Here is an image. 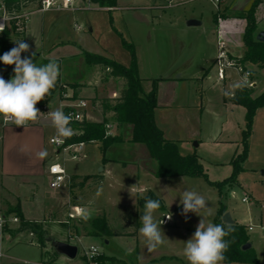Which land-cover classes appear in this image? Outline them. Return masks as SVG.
<instances>
[{"label": "rangeland", "instance_id": "1", "mask_svg": "<svg viewBox=\"0 0 264 264\" xmlns=\"http://www.w3.org/2000/svg\"><path fill=\"white\" fill-rule=\"evenodd\" d=\"M54 1L59 3V8L41 10L43 3H37L24 10L30 13L25 24L27 44L30 46L29 52L41 53L60 65V76L55 85L58 89L53 99L44 106L49 110L48 113L57 109L62 110L60 101L79 99L78 94L71 90V87L76 86L73 81L85 82L82 79L84 74L94 67V65L89 66L85 63L84 51L110 57L128 66L131 62V53L123 43L124 38L134 46L138 65L140 64L143 68V75L168 76L172 74L173 67L178 66L184 70L185 75L194 74L199 77L198 82L193 84H179L176 92L180 96L179 99L187 104L202 103L206 106L202 125L197 124L199 110L190 109L181 112L182 120L176 121L177 125L170 127V132L175 138L189 136L187 137L188 142L178 143L179 151L184 155H197L204 164L210 180L223 181L231 176L233 171L231 160L242 152L243 148L242 137L247 123V109L242 105L226 102L224 104L223 99L234 93L245 70H249L257 82V85L253 87V96L264 91V69L243 61L246 47L241 38L246 20L236 16L237 13L249 9L253 0H225L219 7L208 0H119L121 8L113 12L103 10L108 7L90 3L89 0L79 5L84 9L78 8L80 0H72L71 4H68L66 0ZM215 13L220 16L226 14L225 18L223 16L219 18L228 32L229 44L226 45V50L239 65L238 70L236 67L227 69L224 80L218 76L219 35L213 24ZM256 15L264 18V1L258 6ZM190 19L201 21V25L188 26L187 22ZM259 30H264V20L259 23ZM45 64L47 63H42V65ZM239 67L243 70H239ZM179 75L180 73L176 76ZM145 87L146 91L152 89L149 83H146ZM168 91L167 88V94L163 95L167 99L170 98ZM92 99L88 101L89 109L92 108ZM36 107L40 110L38 116L46 114L43 107L38 105ZM48 113L46 117L52 124ZM113 124L116 126L115 123ZM45 127V149L47 160H49L46 166L59 162L66 171L78 172H98L103 167V152L98 142L87 144L86 158L75 159L67 152L62 153V158L57 159L55 154L59 155L58 148L50 143V139L55 138V128L52 125ZM196 128L201 132V145L196 138L191 137ZM129 135L130 130L127 134L125 133V138ZM249 142L248 158L243 163L244 171L238 177L240 185L233 188L226 187L223 196H220L218 190L204 178L185 176L167 178L164 182L156 180L157 185L154 187L156 195L164 201L165 210L158 209L154 214L155 218L161 221L166 214L172 215V218L168 225L162 223L164 242L154 250L166 257L175 254L189 263L183 255V248L185 242L193 236L202 217L192 212H189L186 217L181 215L180 196L185 190H195L208 203L211 215L207 218L210 222L214 223L221 203L227 207L228 213H232L233 218L247 225L251 222L252 230H248V234L255 241L258 251L261 252L259 264H264V225L255 219L261 210L255 200L251 201L254 205L243 201L246 195L254 196L260 202L264 200V107L256 112ZM132 149H136L134 156L129 152ZM107 156L126 162L127 166L136 173L139 165L147 168L153 165L143 144L126 142L123 145H116L108 151ZM112 167L117 172L120 171L122 165L121 167L112 165ZM48 184V180L43 179L39 184L38 193L35 192L39 198L36 201L35 199L30 200L29 205L25 206L27 209L31 205L38 208V211L33 213V217L41 216L39 209L43 206L44 196L52 191ZM111 184L106 183L103 188L97 187L93 191L82 187L81 193L71 187V197L74 203L91 202L85 211L86 216L104 215L108 217L110 215L112 220L110 219L109 224L117 235L105 241L97 237L86 236L83 231L77 233L71 227L82 218L81 216L69 221L68 217L66 220H56L55 214L50 216V213L47 219L33 220L42 222L53 238L76 244L82 241L86 247L95 245L108 256H126L130 251L137 249L150 254L151 251H148L144 238L140 234H129L133 228L125 220L126 208L138 210L140 220L144 208H138L135 204L136 198L145 196L149 191L137 192L139 187L132 188L134 182L131 180L123 183L111 181ZM21 193H26V191H21ZM1 197L3 208L0 211L8 218L2 229L18 235V237H12L11 234L5 233L2 264H40L43 261L41 248L31 243L37 241L36 236L28 231L17 232L19 218L7 213L18 203L11 204L13 200L0 188ZM12 217H17L18 221L10 220ZM64 225H69L70 228ZM79 247V257H81L84 254V248L82 245ZM60 257L61 259L56 260L64 262L66 257ZM165 263L174 262L166 261Z\"/></svg>", "mask_w": 264, "mask_h": 264}, {"label": "trees", "instance_id": "2", "mask_svg": "<svg viewBox=\"0 0 264 264\" xmlns=\"http://www.w3.org/2000/svg\"><path fill=\"white\" fill-rule=\"evenodd\" d=\"M43 0H0V8L4 5L9 14H14L23 11L32 4L42 3ZM90 3L97 4L102 7L113 8L117 4V0H89ZM264 0H253L249 9L236 14L237 17L246 20V26L242 35V41L246 47L243 61L257 65L264 69V42L257 39L259 30V20L257 17V8ZM224 18L226 14L221 15ZM218 13L214 14V23L218 28L219 18ZM23 40L25 42V29L20 28L16 21H11L7 28L0 32V56L11 48L15 47L14 41ZM125 47L131 53V62L128 66L120 62L96 53L84 51L83 56L87 65H99L103 70L102 79L108 80L111 77L122 78L125 81L124 88L118 97L93 98L92 106H98L102 112L103 120L101 122H91L85 119L83 121H74L70 126L78 130L80 133L68 137L66 144L85 142L87 144L98 142L101 144L103 152V161H109L111 158L107 156L110 149L116 145L143 144L153 161L150 172L157 178L187 176L193 178H204L212 187L216 188L223 196V191L226 187L233 188L238 186V177L244 171L243 163L248 158L249 141L252 136V124L258 109L264 107V91L257 96H253V87H247L243 83H238L233 94L225 96V101L235 105L245 106L247 109V123L243 131L242 137V152L237 154L232 160L233 171L231 176L223 181H212L209 179L207 170L199 157L195 154L183 155L179 151V146L176 141L165 138L163 131L158 127L155 119V111L159 107L158 104V84L160 80L154 79L152 89L146 92L143 87V78L139 74L138 61L134 46L123 38ZM34 53V56H33ZM22 53V58L33 57V62L37 66L42 63L55 62V60L45 59L40 53ZM14 65H4L0 62V76L7 81L12 78ZM60 68V65H59ZM58 87L55 86L50 94L46 95L45 99L37 105L44 107L49 103ZM69 107L64 109L65 112ZM115 123L118 127H129L130 135L125 138V135L113 134L107 135V124ZM127 139V140H126ZM123 166H127L126 162H122ZM99 182V180L97 181ZM152 198L160 201L159 210H165L164 201L159 198L154 192L149 191L145 196H139L137 200L138 208H144L146 199ZM125 220L128 225L133 228L129 234L137 235L140 228L139 211L125 209ZM227 212V207L221 203L217 214L214 218V224H223L227 230L231 227L230 234L225 237L229 241V248L224 253L226 259L223 264H257L258 256L254 248L243 250V246L250 241L248 227L244 224L234 223L226 224L222 217ZM8 214H14L20 220L17 232L28 231L36 236L37 241H32L42 250L43 258L48 262H54L59 257L56 252L49 246L51 236L44 228L42 222L29 220L25 218L20 203L17 206L9 209ZM67 224V223H63ZM70 228L69 225H64ZM77 233L83 231L86 236L97 237L106 240L109 237L117 235L109 224V220L105 216H97L92 218H83L78 220L71 226ZM100 262L109 264H128L126 261L115 257L108 256L104 253L99 257ZM166 262H180L176 257H162L158 261H153L152 264Z\"/></svg>", "mask_w": 264, "mask_h": 264}, {"label": "crops", "instance_id": "3", "mask_svg": "<svg viewBox=\"0 0 264 264\" xmlns=\"http://www.w3.org/2000/svg\"><path fill=\"white\" fill-rule=\"evenodd\" d=\"M83 2L86 3V0L79 1L78 8L84 9V7H79V5ZM118 8H121L119 0L117 1L116 7L107 8L103 10H108L113 12L115 11V9ZM258 20L260 22L263 21L264 20L263 16H259ZM213 24H214V28L218 32V28L214 23V19H213ZM195 26H199V25H195ZM261 31L264 30H258V33ZM25 42L27 43L26 26H25ZM28 53H33V52L28 51ZM42 57H44L45 59H50L44 55H42ZM138 66H139V74L141 78H143L144 80L143 87L145 91H146V87H145L146 83H149L150 88H152V82L154 79H163L160 80L158 84L159 107L155 111V119L158 127L163 131L165 138L176 141L177 143L180 142L183 143L186 141L188 142L189 140L187 137L189 136H186L185 138H175L173 135H171L170 127L174 125L176 126L177 125L176 121L182 120L183 117L181 115V112L190 109H193L195 111L199 110L198 112L200 113L197 114L198 115L197 124L202 125L206 106H204L202 103L191 105L181 101L179 99L180 96L176 92V90L177 87H179V84L180 85L185 83L193 84L194 82H198L199 77L194 76V74L188 76L185 75L184 70L178 66L173 67L171 72L172 74L168 76H163V75L154 76L153 74L143 75V68L141 67L140 64ZM87 71L88 72H86L84 74V77L82 78L85 80V82H79L74 80L73 83H75L76 88L71 87L72 92L77 93L79 99L60 101V104L62 105L63 108L66 105L74 103L78 100L89 101L90 98L118 97L120 95L125 85L124 79L111 77L108 80L104 81L102 79L103 70L99 65H96ZM178 73H180V75L177 77L176 75ZM167 88L169 90L168 93L170 94V95L168 94L170 96L169 99L163 96L165 95ZM225 102L226 101L224 97L223 103L225 104ZM91 107L92 108L86 111L87 120L91 122H101L103 120V115L100 108L98 106L94 107L92 106V104ZM95 115L98 116L96 117ZM50 122L51 121L48 120L46 116L42 115V116H38V119L35 122H31L25 127L10 125L5 128L3 132V140L2 143L0 144V181H1L0 188L2 191H5L8 194L11 200H13V202L12 201L10 202L11 204L20 203L21 210L25 218L27 219L43 220L45 218L47 219L48 215L51 213L50 216L51 215L53 216V214H55L56 220L57 219L66 220L69 212L72 211L73 206H79L83 209V215L81 216L82 217L81 219L92 218L85 215V211L87 210V207L91 204V202L86 201V202H82L81 204L74 203L71 197V187L77 192L81 193L82 187H84V189L89 188L90 190L93 191L95 188L97 189V187L103 188V186L106 183L111 184V181H116V183H123L127 180H131L134 182L133 186H131L132 188L139 187L136 190L137 192L152 191L156 194L157 192L154 188L157 185L156 180L159 179L161 182H164V180H166L167 178H173V177L157 178L150 172V170L147 167L144 166L142 167L140 165L138 166V171L136 173L128 166H123L122 162L124 161L119 160L118 158H113L109 161H103L102 158L103 167L100 169V171L98 172L67 171L69 177H71V180L65 186L52 188L50 186L51 176L48 172L50 165L46 166V163L49 160H47L46 149H45V144H46L45 126L52 125ZM110 124H111L110 132L112 134L121 135L124 132L123 134L125 135V133L127 134V132L130 130L129 127H124V128L118 127L117 125L115 126L112 122H110ZM200 134H201L200 130L196 128V131L191 136L193 137V139L196 138L198 140V143H200L199 145H201V141H202ZM129 152H131V154H133L134 156L136 149H132ZM62 153L63 152H59V155L56 153L55 154L56 158L57 159L62 158L63 156ZM146 153L148 154L147 149H146ZM51 157L52 155L49 156V159ZM112 165H118L120 167L122 165V167L121 169H119L120 171L116 172V170L112 167ZM179 177H185V176H179ZM43 179L48 180L49 188L52 191L48 193L46 196H44L45 200L43 201V206L41 209H39L41 216L40 217L38 216L36 218L33 217L32 215L33 213H36L38 211V208H36L35 205H31V207L27 209L25 208V206L26 204L29 203L30 200L35 199L36 201L37 198H39L37 194H35V192L37 191L38 193V190L40 188L39 184ZM98 180L99 182H97ZM21 191H26V193H21ZM138 197L139 196H137L136 198V203H135L136 205H137ZM252 200H255L256 204H259L261 210L256 215L255 219H257L258 223L260 222L262 225H264V200L260 202L258 198L254 196H250L248 202L251 203ZM251 205H254V203H251ZM124 207H126V205H124ZM2 208H3V200L1 197L0 209ZM0 213L3 212L0 211ZM3 214L7 217L5 213ZM230 214L232 219L235 221V223L244 224L241 221H239L237 218L235 217L233 218L231 212ZM166 215L170 216L169 214ZM100 216H104V215H100ZM106 218L109 221L111 219L110 215ZM162 221L164 225H168L170 222V220L165 222V216L162 218ZM244 225L248 227V230H252V228L250 229V226L252 227L251 222L249 225L247 224ZM5 233L11 234L12 237H18V235H13L12 233L6 231L5 229L4 230L0 229V264H2V257H3L2 248L4 244ZM137 234L139 235V232ZM250 241L257 253L258 256L257 264H259L261 258L260 256L261 252L258 251V249L256 248L255 241L252 238H250ZM159 253L160 252H158L157 250H153L151 251L150 254H148L145 251H140L139 249H137L130 251L126 256H116V257L126 261L128 264H152L153 261H158L162 257H166L163 254L161 253L159 254ZM169 256L176 257L181 263L189 264L185 262L183 258L176 256L175 254H170ZM41 257L43 260L42 262H45L47 260V259L44 260L42 256V250H41ZM55 259H61V257L60 258L57 257ZM159 263H165V262L160 261Z\"/></svg>", "mask_w": 264, "mask_h": 264}, {"label": "clouds", "instance_id": "4", "mask_svg": "<svg viewBox=\"0 0 264 264\" xmlns=\"http://www.w3.org/2000/svg\"><path fill=\"white\" fill-rule=\"evenodd\" d=\"M3 27L0 26V32ZM15 47L0 56L4 65H14V76L5 80L0 76V116L7 123L11 120L16 126L25 127L28 122L38 119L40 110L37 104L44 100L46 95L55 87L60 68L57 62H49L37 66L33 57L22 58V53L29 51V44L23 40L14 41ZM34 56V53H33ZM55 128V138L71 137L74 130L70 127L73 119L71 114H65L61 109L48 113ZM182 205L181 215L189 212L202 217L193 236L185 242L183 255L189 264H223L226 259L224 253L229 248V241L225 240L231 232L223 224H214L208 220L211 212L208 210L206 199L195 190H185L180 196ZM160 201L146 199L144 212L140 215L141 227L139 234L144 238L148 251L156 249L164 242V233L161 229L163 221H157L155 212L160 208ZM167 216V215H165ZM171 220V216H167Z\"/></svg>", "mask_w": 264, "mask_h": 264}, {"label": "built area", "instance_id": "5", "mask_svg": "<svg viewBox=\"0 0 264 264\" xmlns=\"http://www.w3.org/2000/svg\"><path fill=\"white\" fill-rule=\"evenodd\" d=\"M208 1L214 4L216 7H219L225 0H208ZM66 2L68 4H71L73 1L66 0ZM42 3H43V8L41 10H45V9L52 8V7H57V8L60 7L59 3L54 0H43ZM24 10L18 13L9 14L5 6L3 5L0 8V26L3 27V31L7 28V26L9 25L11 21H16L17 24L20 25V28L25 29V24L27 23L30 17V13H26L24 12ZM220 20L218 24L219 55L217 59V66H218V76L221 80H224L227 69L236 67V69L238 70L239 65L235 63V60L229 55V52L226 50V45L229 44L228 38H227L228 32H227L226 26L224 24H221ZM239 68H240L239 70L241 71L243 70V68L241 67ZM241 83H243L247 87H254L255 85H257V82L253 79L252 73L249 70L243 71ZM66 107H69V110L67 112L64 111ZM88 109H89L88 101L78 100L74 103L66 105L62 109V111L65 114L72 115L73 117L71 121L72 123L74 121H83L86 117V111ZM43 110H46V114L44 115L46 116L49 110L47 109V107H43ZM29 123L31 122H28V124ZM10 125H15V124L11 120L5 123L4 118L0 116V144L2 143V140H3V132L5 128ZM106 126H107V135H111V132H110L111 124L109 123ZM73 130H74V134L72 136L78 135L80 133L78 130H75V129ZM66 140L67 138H62V139L51 138L50 143L58 148V152H63V154L69 152L70 155L75 159L87 157V153L85 152L87 143L78 142V143H72V144L67 145ZM48 172L51 176L50 186L52 188H58L61 186H65L71 180V177H69L65 167L61 165L59 162H53L49 166ZM243 201L248 202L249 196H245L243 198ZM82 215H83V209L79 206H73L72 211L69 212L68 214V218H69L68 221L72 218H77ZM167 216H165V222L169 220ZM10 220L16 222L18 221V218L12 217L10 218ZM7 221H8V218L3 213H0V229L3 228L4 224ZM251 228L252 227L250 226V229ZM80 245H82V247L84 248V254L81 257H79V253H78L77 258L74 260L66 258L64 262H58L57 260H55L54 262L45 261V262H41L40 264H109V263L100 262L99 257L103 253L100 251L99 247L95 245H90L89 247H86L85 245L82 244V241H79L78 246ZM157 264H185V263L175 262V263H157Z\"/></svg>", "mask_w": 264, "mask_h": 264}, {"label": "water", "instance_id": "6", "mask_svg": "<svg viewBox=\"0 0 264 264\" xmlns=\"http://www.w3.org/2000/svg\"><path fill=\"white\" fill-rule=\"evenodd\" d=\"M187 24L189 26L200 25L201 21L196 20V19H191L187 22ZM257 39L259 41L264 42V31H261L257 34ZM222 220L226 224H234L235 223V221L231 217V214L228 212H226L223 215ZM49 243H50V246L52 247V249L59 256H64V257L71 259V260L76 259L78 256L79 246L76 243H72V242H68V241H64V240H59V239H56L53 237L50 238ZM242 248H243V250H249V249L253 248V245H252L251 241H249Z\"/></svg>", "mask_w": 264, "mask_h": 264}]
</instances>
